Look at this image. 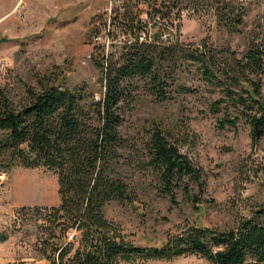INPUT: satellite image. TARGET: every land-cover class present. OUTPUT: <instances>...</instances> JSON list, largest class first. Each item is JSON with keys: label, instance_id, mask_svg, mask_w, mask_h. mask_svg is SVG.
I'll list each match as a JSON object with an SVG mask.
<instances>
[{"label": "trees", "instance_id": "trees-1", "mask_svg": "<svg viewBox=\"0 0 264 264\" xmlns=\"http://www.w3.org/2000/svg\"><path fill=\"white\" fill-rule=\"evenodd\" d=\"M139 4H128L112 16L115 36L125 37L117 60H108L101 50V58L94 60L104 88L98 98L83 87L51 83L41 84L40 89L28 87L21 102L14 104L0 90V173L15 167L47 168L55 171L58 180L57 205L22 206L15 219L26 220L30 214L27 220L35 228V246L48 264L169 261L188 255L210 264H264V201L229 227L186 223L153 245L136 243L106 215L111 202L137 200L135 174H150L155 189L172 202L177 201V189L200 202L188 182L201 187V169L181 150L193 137L185 119L152 121L141 147L120 132L139 91L156 102H176L177 94L190 91L177 82L185 66L194 68L203 86L220 93L208 106L211 113L220 112L225 104L234 108V116L219 119L221 128L243 119L252 142L264 136L260 103L264 42L249 41L239 53L207 40L198 44L178 42L176 37L164 40L161 29L150 30L157 23L152 17L157 12L149 14L148 26L140 17ZM166 13L162 11V17ZM241 15L219 21L234 30L243 23ZM142 31L150 40H139ZM8 237L0 231V241Z\"/></svg>", "mask_w": 264, "mask_h": 264}, {"label": "rangeland", "instance_id": "rangeland-1", "mask_svg": "<svg viewBox=\"0 0 264 264\" xmlns=\"http://www.w3.org/2000/svg\"><path fill=\"white\" fill-rule=\"evenodd\" d=\"M181 7L195 11L181 18L178 42L207 40L239 53L249 41L264 42V0H182ZM239 13L243 23L234 30L219 21ZM109 14L106 0H0V90L14 104L21 102L28 87L40 89L41 84L51 83L83 87L98 98L104 88L94 60L101 58L99 50L108 60H117L125 37L115 36V26H106ZM177 77L179 84L190 87L188 93L177 94L176 102H156L139 91L126 110L120 132L141 147L152 121L185 119L193 137L181 150L201 169L204 183L200 187L188 182L200 202L184 197L181 189L172 202L155 189L150 174H135L137 200L111 202L105 210L109 219L142 245L159 244L167 232L186 223L229 227L264 201V136L252 142L243 119L221 128L219 119L225 114L234 116V108L225 104L220 112L211 113L208 106L220 93L203 86L192 66H185ZM261 90L264 100V75ZM58 201L57 174L52 169L15 167L0 173V231L9 233L8 239L0 241V264H48L35 246V228L27 220L30 214L26 220L15 218L22 206H53ZM121 264L210 263L188 255Z\"/></svg>", "mask_w": 264, "mask_h": 264}, {"label": "built area", "instance_id": "built-area-1", "mask_svg": "<svg viewBox=\"0 0 264 264\" xmlns=\"http://www.w3.org/2000/svg\"><path fill=\"white\" fill-rule=\"evenodd\" d=\"M109 8V15L106 18V26L110 27L111 19L114 13L117 11H123L124 7L128 4L140 3L139 8L141 10L140 17L143 20H147L148 26L151 22H148L149 14L157 12L152 17L157 23H154L157 29H161L163 33L162 38L166 40L167 38H175L177 35V29L179 22L182 17L191 15L195 8L181 7L179 0H106ZM243 1V0H241ZM165 5V6H164ZM157 10V11H156ZM167 11V17H162L161 12ZM139 40H150V36H147L145 32H139Z\"/></svg>", "mask_w": 264, "mask_h": 264}, {"label": "water", "instance_id": "water-1", "mask_svg": "<svg viewBox=\"0 0 264 264\" xmlns=\"http://www.w3.org/2000/svg\"><path fill=\"white\" fill-rule=\"evenodd\" d=\"M260 103H261V106L264 108V100H262Z\"/></svg>", "mask_w": 264, "mask_h": 264}]
</instances>
